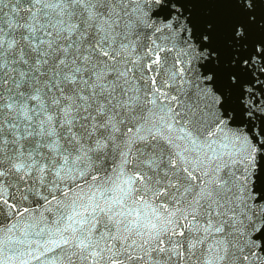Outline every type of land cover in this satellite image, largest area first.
<instances>
[{"label": "snow or ice", "instance_id": "1", "mask_svg": "<svg viewBox=\"0 0 264 264\" xmlns=\"http://www.w3.org/2000/svg\"><path fill=\"white\" fill-rule=\"evenodd\" d=\"M0 264H264V0H0Z\"/></svg>", "mask_w": 264, "mask_h": 264}]
</instances>
